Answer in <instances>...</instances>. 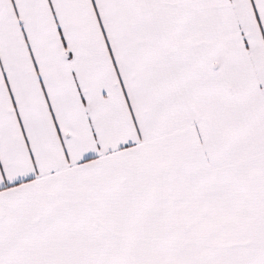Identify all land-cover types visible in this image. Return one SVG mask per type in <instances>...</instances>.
<instances>
[{
	"label": "snow or ice",
	"instance_id": "1",
	"mask_svg": "<svg viewBox=\"0 0 264 264\" xmlns=\"http://www.w3.org/2000/svg\"><path fill=\"white\" fill-rule=\"evenodd\" d=\"M0 264H264V0H0Z\"/></svg>",
	"mask_w": 264,
	"mask_h": 264
}]
</instances>
